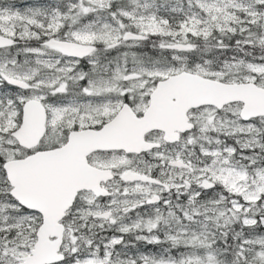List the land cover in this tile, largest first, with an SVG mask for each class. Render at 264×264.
<instances>
[{"label": "snow or ice", "instance_id": "snow-or-ice-1", "mask_svg": "<svg viewBox=\"0 0 264 264\" xmlns=\"http://www.w3.org/2000/svg\"><path fill=\"white\" fill-rule=\"evenodd\" d=\"M0 264H264V0H0Z\"/></svg>", "mask_w": 264, "mask_h": 264}]
</instances>
